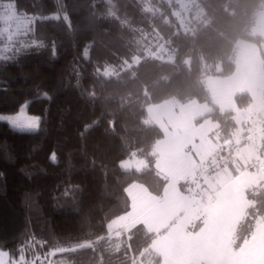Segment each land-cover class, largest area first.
Wrapping results in <instances>:
<instances>
[{"label":"trees","instance_id":"obj_1","mask_svg":"<svg viewBox=\"0 0 264 264\" xmlns=\"http://www.w3.org/2000/svg\"><path fill=\"white\" fill-rule=\"evenodd\" d=\"M10 1L44 17L0 55V113L26 101L39 116L35 130L0 119V250L12 264H157L154 231H108L129 208L127 183L160 193L165 182L146 106L208 100L202 79L233 71L238 40L264 45L251 32L264 0ZM250 100L235 94L238 107ZM206 115L230 135L232 110ZM131 152L147 168L123 169ZM250 200L264 213V191Z\"/></svg>","mask_w":264,"mask_h":264},{"label":"rangeland","instance_id":"obj_2","mask_svg":"<svg viewBox=\"0 0 264 264\" xmlns=\"http://www.w3.org/2000/svg\"><path fill=\"white\" fill-rule=\"evenodd\" d=\"M186 3L181 1L182 9ZM48 16L57 17L58 13ZM41 17L44 16L38 13H18L12 1H3L0 55L13 44H18L17 39L31 34L35 20ZM262 49L264 45L260 46L261 52ZM234 57L238 65L237 71L231 72L234 75H207L202 79L209 94L208 100L182 102L168 98L146 106L148 121L158 124L165 135L163 144L166 150L160 149L156 166L165 180L164 194L173 186L185 187L186 193L170 192L166 203L160 206L163 212L158 210L161 216L159 225L167 230L158 234L150 245L160 256L157 264H264V213H254L250 207L253 202L250 194L254 196L264 191V154L259 152V140L247 137L252 130L259 135L264 131V124L258 123L264 119V62L256 64L250 59L248 50L243 49L237 55L234 53ZM99 71L110 74L113 68L106 65ZM241 92H247L251 97L244 107H238L235 102V94ZM214 106L220 111L232 110L233 125L229 136L223 135L217 119L206 115ZM21 116L35 126H15ZM0 119L20 130H35L39 124V116L28 112L26 101L15 112L0 113ZM228 141L230 143L226 144ZM238 144L241 146L234 147ZM225 146H230L226 149L229 152L232 149L230 159L237 174L233 176L232 168L226 163H223L225 166L216 164L225 172L214 173L213 180L207 184L201 179L193 182L194 175L199 173V177L202 176L207 152ZM244 149L249 154L243 155ZM120 166L142 169L147 168V162L131 152L120 161ZM187 179L189 183H185ZM191 181L194 184H190ZM177 201L184 206L180 213L175 208ZM139 208L136 205L135 212ZM147 216L143 214V217ZM187 220H192V232L176 229L175 224ZM114 222L108 226L111 228ZM0 264H12L2 250Z\"/></svg>","mask_w":264,"mask_h":264},{"label":"crops","instance_id":"obj_3","mask_svg":"<svg viewBox=\"0 0 264 264\" xmlns=\"http://www.w3.org/2000/svg\"><path fill=\"white\" fill-rule=\"evenodd\" d=\"M251 32L253 34H260L261 36H264V7H262L261 9H259L256 14H255V20L253 23V26L251 28ZM248 50L249 52V56L250 59H252L254 62H256V64L264 62V56H262V52L260 50V46H258L256 43L249 41V40H245V39H240L236 42L235 44V53L236 55L238 54V51L240 50ZM234 71H237L238 69V65H237V61L234 57ZM236 73V72H234ZM228 75H234V74H228ZM225 77H230V76H226ZM147 119H148V113H147ZM153 123V122H152ZM258 123H260L261 125L264 124V119H261ZM156 124V123H155ZM259 124V125H260ZM158 125V124H157ZM262 136H264V131H262ZM165 136V135H164ZM164 136H162L160 139H158L154 146H153V153L155 154V162H154V168L156 170H158L157 166V159L159 154L160 149L165 151L166 150V146L165 144H163V140H164ZM230 143L229 141L226 143L228 144ZM236 146H241V144L238 145H234V147ZM227 148H230V146H225V147H218L216 148L215 152L213 151L212 153L209 151L207 152L208 154V159L207 161L204 163L203 166H207L209 165L212 161H214L219 153ZM233 148V147H232ZM159 149V150H158ZM243 155H247L249 154L247 149H244L241 152ZM231 154H232V149L230 151V156L228 158V160L225 162V165H229V167H231L232 172H233V176H235L236 173V169L232 166V162H231ZM219 165V164H218ZM216 165V167L211 168V170L209 171L208 174H205L201 177H199V173H197L194 177H193V182H198L200 179L204 182H209L213 180V174L216 172H225V170L220 167L223 164H220V166ZM223 165V166H225ZM218 166V167H217ZM145 167H143L142 169H144ZM195 168H193L192 170L194 171ZM140 170V169H138ZM160 173V171H159ZM189 179H187V181L185 180V183H189L188 182ZM183 181V180H181ZM192 181L190 182V184L192 183ZM184 182V181H183ZM194 184V183H192ZM197 189V188H196ZM177 190L178 194H183L185 195V187L183 188H178L176 186H173V188L169 191H167L164 194V190L162 188L160 193H153L151 191H149L145 185H143L140 182H136V181H131L129 183H127V185L125 186V191L128 195L129 198V208L126 212L114 217L112 220L109 221V223H111L112 221H116L114 222L115 224H112V227L110 228L108 226V231L110 234H116L119 231H128L134 224L136 223H141L142 225H144V227L150 231H154L156 233V236L158 234H164L165 233V229L167 230V228L164 226H160L159 223L161 222V216L158 212L159 209H161L160 211L163 212V209L160 208V206H162L164 203H166V197L169 195L170 192ZM199 194V191H197L196 195ZM181 201H177L175 204V208H177V212L180 213L181 209L184 206L181 204ZM187 203V202H186ZM136 205H139V211L135 212L136 209ZM182 205V206H181ZM186 206V205H185ZM189 206H187L186 209H188ZM157 209V210H156ZM157 212V213H156ZM143 214L148 215L147 217H143ZM174 220V219H173ZM191 222L192 220H187V222H182L181 224H175V226H177V230H182L185 231V233L192 232L191 230ZM108 223V225H109ZM171 223V222H169ZM155 236V237H156ZM155 239V238H154ZM153 239V240H154ZM153 242V241H152ZM151 242V243H152ZM151 245V244H150ZM152 249V248H151ZM153 251H155L154 249H152ZM156 252V251H155ZM157 253V252H156Z\"/></svg>","mask_w":264,"mask_h":264},{"label":"built area","instance_id":"obj_4","mask_svg":"<svg viewBox=\"0 0 264 264\" xmlns=\"http://www.w3.org/2000/svg\"><path fill=\"white\" fill-rule=\"evenodd\" d=\"M247 137L252 138L253 140L254 139L259 140V147H258L259 152L264 154V136L259 135L255 130H252L251 132L248 133ZM229 154H230L229 150L228 151L226 149L222 150L220 155L214 161H212L209 165H207L204 168V170H202V174L203 175L208 174L211 168L215 167L216 164L225 163L229 158ZM31 264H36V263L32 262Z\"/></svg>","mask_w":264,"mask_h":264},{"label":"snow or ice","instance_id":"obj_5","mask_svg":"<svg viewBox=\"0 0 264 264\" xmlns=\"http://www.w3.org/2000/svg\"><path fill=\"white\" fill-rule=\"evenodd\" d=\"M15 126L19 128H25V127H33L35 126L30 121H28L25 117L21 116L17 119Z\"/></svg>","mask_w":264,"mask_h":264}]
</instances>
